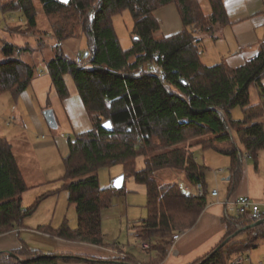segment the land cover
<instances>
[{"label":"trees","instance_id":"16d2710c","mask_svg":"<svg viewBox=\"0 0 264 264\" xmlns=\"http://www.w3.org/2000/svg\"><path fill=\"white\" fill-rule=\"evenodd\" d=\"M40 2L56 39L53 58L46 65L52 87L61 100L68 98L66 77L70 76L93 126L69 141L70 153L64 159L63 188L68 192L69 204L75 207L78 226L72 230L64 224L53 235L103 246L102 213L126 191L124 186L101 188L97 172L122 165L125 180L133 178L147 189V217L133 230L143 240L162 239L161 244H151L150 250H157L163 261L173 236L193 228L208 203L209 170L197 164L190 149L200 146L229 157L230 193L237 190L242 179L243 152L236 146L226 150L219 146L233 142L234 134L253 160L264 151V122H260L264 117V45L254 59L239 68L202 63L203 45L197 35L204 33L215 38L219 28L230 25L224 0H209L210 16L202 12L199 0ZM169 5L176 6L183 30L159 37L155 13ZM0 8L3 12L21 11L26 20L25 32L38 31L33 0H11ZM125 11L134 21L132 45L127 50L122 48L113 24V18ZM81 33L87 41L89 66L66 56L62 47ZM31 51L7 42L2 45L1 54L6 60L0 62V94L18 97L32 85L36 66L21 59ZM157 52L159 59L155 63L165 74V82L147 71ZM253 86L261 96L259 105L250 101ZM236 108L242 110L240 120L233 119ZM107 121L113 125L112 132L102 127ZM141 158L144 168L140 170L137 161ZM166 169L183 173L186 183L204 195L187 196L178 182L159 184L154 175ZM29 190L11 144L0 138V236L21 227L46 198L42 196L24 209L22 196ZM234 221L227 223L223 240H228L226 245L221 246L222 242L195 264H230L234 257L259 247V241L264 239V221L256 227H251L254 223L248 216ZM240 237L243 240L237 241ZM73 260L82 259L44 255L25 247L0 253V264H59ZM124 263L133 264L129 259Z\"/></svg>","mask_w":264,"mask_h":264},{"label":"crops","instance_id":"0c3cea01","mask_svg":"<svg viewBox=\"0 0 264 264\" xmlns=\"http://www.w3.org/2000/svg\"><path fill=\"white\" fill-rule=\"evenodd\" d=\"M0 3L2 5L3 2L0 0ZM199 4L206 16L212 14L209 0H199ZM224 4L230 25L219 28L214 35L216 39L204 33L198 34L197 37L202 41L201 60L204 65L214 66L225 63L228 67L235 69L254 59L258 55L260 47L264 45V0H224ZM0 10L5 16V18L2 16V19L0 18V34L10 33L11 35L12 32L15 36L21 35L20 32L26 26L22 12H3L2 8ZM155 17L160 25V30L157 33L159 37H169L183 30L181 17L174 5L158 10ZM6 22L10 26L11 32L4 30ZM74 55L75 53L72 55L73 59ZM35 77L32 85L18 97L11 93L0 94V138L7 139L11 144L17 163L30 188L22 196L23 208L27 209L23 205L26 195L42 188L43 190L51 189L43 193L40 192L34 197L30 206L38 198L46 196L37 211L27 218L21 227H16L13 231L0 236V253H13L25 247L44 255L71 256L84 260L59 264H92L90 260L125 264V259H129L133 264H195L223 242L228 232L227 223H234V220L239 217L234 210H231L232 202L235 199L241 196L249 197L264 210V151L259 153L256 161L253 160L246 154L241 143L233 134V142L222 144L219 147L226 150L236 146L243 152L241 157L242 179L237 190L230 193V172L221 176L214 175L215 170L230 169L229 157L215 150H204L200 146L191 148V153L197 164L209 170L206 176L208 203L195 226L182 232L178 241L174 242L172 239V244L163 261L159 260V253L155 249L143 252L135 247V243L140 238L133 230V226L137 223L135 221L131 223L128 220L129 209L126 194L123 197L115 198L112 208L109 209L118 207V215L127 217L128 238L126 244L120 245L114 243L115 241L112 244L104 242L106 234L103 231V213V246L67 241L53 235V231L58 230L64 224L72 230L78 226V220L75 225L74 221H70L68 218L69 214L74 217L76 211L75 207L68 202L69 195L63 199L64 206L60 205L62 193L67 192L63 188L62 182L65 175L64 159L70 153L67 136L77 137L92 130L93 126L77 91L69 90L70 96L61 100L53 89L50 78L47 95L38 94L37 87L35 88ZM50 95L54 97L51 99H55L59 108L63 110L62 121L64 120L66 124L62 125L70 133L67 136L63 132L55 131L56 122L60 126V121L55 108H53V103H51ZM42 96H47V99H43V101L47 100L45 106L40 101ZM250 101L252 105L261 103V96L256 86L250 89ZM48 116L51 121L45 120V117L48 118ZM54 117L57 121L53 119ZM16 121L17 123H15ZM260 122H264V117L260 119ZM13 126L12 130H6ZM219 156H223L225 162L217 164ZM122 174L124 175V172H121ZM178 183L180 187L181 185L188 187L193 195H196L199 190L186 183L183 173L178 178ZM123 186L128 195L134 192L147 196L146 187L137 184L133 178L125 180L124 177ZM214 190L219 193L217 197L211 195ZM227 202L230 205H227ZM114 215L116 216L115 213ZM35 217H41L37 223H33ZM239 239H243V237ZM149 242L152 245L161 244L162 239L153 237Z\"/></svg>","mask_w":264,"mask_h":264},{"label":"rangeland","instance_id":"374dc122","mask_svg":"<svg viewBox=\"0 0 264 264\" xmlns=\"http://www.w3.org/2000/svg\"><path fill=\"white\" fill-rule=\"evenodd\" d=\"M1 1L3 3H6L11 0H1ZM33 1L36 7V11H37L38 31L30 32V33L25 32V28H26L25 26L23 27L24 30L20 32L21 35L19 36H15V34L12 32H11V35L10 33L0 34V62H3L6 60V58L3 57V55L1 54V48L5 42L11 43V44L14 43L15 45L20 46V47H29L32 50L31 53L22 55L21 59L31 65L36 66L35 88L37 87L38 94L43 93L44 95H47L46 93L49 87L50 76H49V72H48L46 65L48 61H50L53 58L52 47L56 44V39H54L53 32L48 22V18L43 12V8H42V4L40 0H33ZM0 6H1V3H0ZM89 14L91 13L89 12ZM1 16H2V13L0 10V18ZM86 17H88V15ZM113 24H114V28L116 30V33H117V36L119 38L122 48L124 50L129 49L132 45V38L134 36L133 35L134 21H133L132 15L130 14L129 11H125L122 14L117 15L113 18ZM62 47H63V51L66 54V56L73 59L72 55L74 53L76 54L77 52L85 56V53L87 50V41H86V38L81 33L79 37L64 42ZM66 82L69 87V90L76 91L75 84L70 76L66 77ZM52 92L54 94V91ZM51 98H54L52 95H50V100H51V103H53V108H55L57 116L59 117L58 120L60 121V126H58L56 122L55 131L63 132L64 135L67 136V134H70V133L68 132V129L62 125L63 123L66 124L64 120L62 121L63 119L62 116H64L63 110L59 108V104L57 103V101ZM43 99H47V96L45 97L42 96V99H40L41 104L45 106L47 104L46 102L47 100L43 101ZM242 118H243L242 110L240 108H236L233 111V119L238 120ZM53 119L57 121L55 117ZM45 120L47 121L46 117H45ZM15 123H17V121ZM13 128L14 126L10 128H6V130L10 131ZM67 137L69 138V141L75 140L76 138L73 135H69ZM212 154L217 155L216 153H212ZM217 162H218L217 164L219 163L221 164L222 162H225L224 157L219 156ZM143 167H144V162H143V159L141 158L137 161V168L142 169ZM121 172H124L122 165H116L112 167H105V168L99 169L97 174L99 178L100 187L107 188L110 185H113L114 180H116L117 178L121 176ZM24 173L25 175H27L26 172ZM181 174L182 173L178 171H175L172 169H166V170L157 171L154 175V178L158 181L159 184L167 185V184H172L175 181L178 182V178L180 177ZM48 189H51V188H47V190ZM47 190H43L42 188L37 191H34L33 193H30L29 195H26L24 199V204H23L24 207L29 208L33 202V199H35L34 197L38 193L40 192L43 193L44 191H47ZM67 195H68L67 192L62 193V197H61L62 199L60 201V205L62 207L65 204L63 199ZM126 195H127V200H128L127 206L129 209V219L128 220H130L131 223L134 221L138 223V221L145 219L147 217V212L145 208L146 203H147V196L143 193L138 194L134 192H131L129 195L128 193H126ZM117 208L118 207H114L111 210L107 209L103 211V218H104L103 231L106 234L104 242L108 244H112L115 241L114 243L121 245V244L127 243L126 240L128 238L127 236L128 220H127V217L125 216L121 217L120 215H118L119 210ZM124 208L122 210L123 212L125 210ZM114 213L116 214V216L114 215ZM76 216H77V213L75 211L74 217L71 214H69L68 218L70 219V221H74L75 223L77 221ZM40 218L41 217H35V220L33 223H37ZM238 240H243V239L237 238V241ZM241 256H243L244 259L247 260L244 264H250L249 261H251L253 264L262 263L264 261V239H261L259 241V247L257 249L252 250L248 252L247 254L241 255Z\"/></svg>","mask_w":264,"mask_h":264},{"label":"built area","instance_id":"2783aa9c","mask_svg":"<svg viewBox=\"0 0 264 264\" xmlns=\"http://www.w3.org/2000/svg\"><path fill=\"white\" fill-rule=\"evenodd\" d=\"M2 18H5L3 13H2ZM4 30L6 32H11V28L7 22H6V25H4ZM158 59H159V52H157L155 54L154 61L150 64V66H148L147 71H148V73L155 75L162 82H165V74L161 70H158L157 65L155 63ZM74 60L76 62H78L79 64H82L85 66L90 65V61L87 59L86 56H83V54H79V53L75 54ZM228 172H230V169L221 168V169L215 170L214 175L215 176H221V175L226 174ZM181 190L187 196L193 195L192 192L190 191V189L184 185H181ZM196 195L203 196L204 192L202 190H198ZM211 195L213 197H217L219 195V193L217 190H214V191H212ZM226 204L230 205L228 202ZM231 210H234L239 216H248V220L252 223L264 221V210L261 208V206L258 203L254 202L249 197L241 196V197H238L237 199H235V201L232 202ZM182 234L183 233L180 232V233L174 235L173 241L174 242L178 241L180 239V237L182 236ZM135 247L138 248L139 250L143 251V252H148V251H150L151 244L148 240L139 239L135 243ZM246 261L247 260L244 259V257L240 255V256L234 257L232 259V261L230 262V264H244ZM249 262H250V264H252L251 261H249ZM260 264H264V261Z\"/></svg>","mask_w":264,"mask_h":264},{"label":"water","instance_id":"95a60500","mask_svg":"<svg viewBox=\"0 0 264 264\" xmlns=\"http://www.w3.org/2000/svg\"><path fill=\"white\" fill-rule=\"evenodd\" d=\"M59 1L62 2V3H65V4H67V3L70 2V0H59ZM135 39L137 40V38H135ZM85 56L87 57L88 56V53H86ZM47 119L49 121H51V118L49 116H48ZM102 127L107 132H112L113 131V125H112L111 121L105 122ZM123 184H124V175H121L119 178H117L116 180H114L113 187L115 189H121L123 187ZM262 223H263V221L254 223L253 226H251V227L259 226ZM249 228H247V229H249ZM245 230H242V232H244ZM227 242H228V240H226L225 242H223V244L221 246L226 245Z\"/></svg>","mask_w":264,"mask_h":264}]
</instances>
